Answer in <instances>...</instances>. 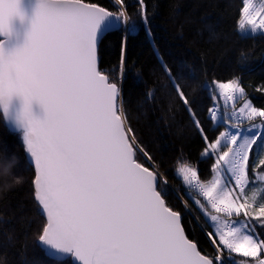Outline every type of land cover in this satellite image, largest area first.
Returning a JSON list of instances; mask_svg holds the SVG:
<instances>
[{
  "label": "snow or ice",
  "instance_id": "1",
  "mask_svg": "<svg viewBox=\"0 0 264 264\" xmlns=\"http://www.w3.org/2000/svg\"><path fill=\"white\" fill-rule=\"evenodd\" d=\"M114 3L117 11L86 0H37L26 34L31 54L12 76L0 73V94L23 100L17 121L45 217L39 243L72 264H264V108L253 104L239 78H214L203 85L211 101L209 135L194 99L161 65L172 101L201 138V158L211 162L206 180L191 162L177 169L204 217L208 254L187 234L185 210L193 209L184 197L183 208L169 203L167 180L123 107L127 36L141 23L151 36L146 0H136L132 15L126 0ZM14 17L24 18L20 0H0V36L10 34ZM116 30L125 35L114 79L101 68L98 50ZM237 31L264 33V3L241 0ZM33 101L43 119L32 115Z\"/></svg>",
  "mask_w": 264,
  "mask_h": 264
},
{
  "label": "trees",
  "instance_id": "2",
  "mask_svg": "<svg viewBox=\"0 0 264 264\" xmlns=\"http://www.w3.org/2000/svg\"><path fill=\"white\" fill-rule=\"evenodd\" d=\"M111 11L114 0H86ZM260 6L264 0H251ZM129 14L136 0H126ZM151 36L141 23L127 36V67L121 83L123 107L142 145L150 152L167 180L169 203L183 208L181 197L193 211L185 210L187 234L208 254H213L205 220L195 207L182 178L179 162L199 167L210 178V161L201 158V138L181 105L172 101L162 64L172 70L177 83L194 99V107L209 135L205 119L211 101L203 87L212 79L239 78L248 98L264 108V33L237 31L241 0H146ZM138 19V17H134ZM125 33L106 34L99 44L100 66L118 76L119 54ZM191 77V78H190ZM154 92L149 99L147 93ZM242 103V102H241ZM34 172L27 162L21 132L12 131L0 113V264H72L71 258H48L38 241L45 219L33 198ZM199 218V219H197Z\"/></svg>",
  "mask_w": 264,
  "mask_h": 264
},
{
  "label": "water",
  "instance_id": "3",
  "mask_svg": "<svg viewBox=\"0 0 264 264\" xmlns=\"http://www.w3.org/2000/svg\"><path fill=\"white\" fill-rule=\"evenodd\" d=\"M36 4H37V0H20V9L23 13L24 18H23V20H21L19 17H14L11 21V24H10V28H11L10 34L7 37L0 36V41H4L5 47L11 48V47L19 45L25 41L26 34L30 28V21H31L33 14H34ZM22 107H23L22 98L19 96H13L10 100V103H9L7 119H5L4 111H0V113L3 116L4 122L7 124V126L12 131L21 132L23 134L24 127L22 124H20L19 121H17V116L21 112ZM31 112H32V115L36 118L43 119V117H44L43 108L36 101H33L31 104ZM25 153H26V151H25ZM26 157H27L28 164L31 166V168L33 169V172H34V165H33L32 161H31V159L27 153H26ZM32 188H33V185H32ZM33 198H34V196H33ZM35 202H36V200H35ZM40 212L42 214L41 209H40ZM43 218L45 219L44 216H43ZM41 248L43 249L45 255L50 259L58 260V259L68 258L66 256L54 254L51 252V250L44 248L42 245H41Z\"/></svg>",
  "mask_w": 264,
  "mask_h": 264
},
{
  "label": "clouds",
  "instance_id": "4",
  "mask_svg": "<svg viewBox=\"0 0 264 264\" xmlns=\"http://www.w3.org/2000/svg\"><path fill=\"white\" fill-rule=\"evenodd\" d=\"M32 52V46L25 41L19 45L11 48L3 47L0 49V73L5 78H8L14 74L15 65L23 62V60L29 56ZM12 97L7 94H0V111H5L9 107V103Z\"/></svg>",
  "mask_w": 264,
  "mask_h": 264
}]
</instances>
